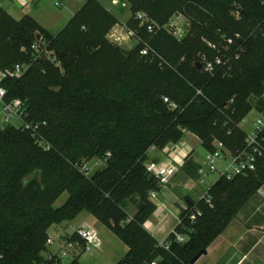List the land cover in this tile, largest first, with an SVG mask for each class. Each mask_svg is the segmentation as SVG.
Instances as JSON below:
<instances>
[{
  "label": "trees",
  "instance_id": "trees-1",
  "mask_svg": "<svg viewBox=\"0 0 264 264\" xmlns=\"http://www.w3.org/2000/svg\"><path fill=\"white\" fill-rule=\"evenodd\" d=\"M122 1L132 14L126 26L141 40L129 52L105 39L119 20L101 1L88 0L56 36L31 16L17 21L0 8L1 70L32 63L39 35L62 65L41 58L3 84L6 102L24 103L29 127L0 130V264H57L44 255L49 230L83 213L128 247L118 264H189L264 187L263 158L254 172L211 184V204L186 198L169 249L145 228L157 210L151 193L161 189L148 171L151 149L163 151L191 133L207 152L221 142L235 153L246 146L241 122L251 110L264 112L263 95L248 99L249 112L241 105L248 92L264 89V0ZM138 13L157 26L153 34ZM177 14L189 23L182 40L165 30ZM145 43L155 54L141 55ZM217 56L227 64L206 72L203 59ZM93 159L104 166L87 175ZM199 169L190 155L181 172L198 180ZM65 193L67 202L55 208Z\"/></svg>",
  "mask_w": 264,
  "mask_h": 264
},
{
  "label": "built area",
  "instance_id": "built-area-1",
  "mask_svg": "<svg viewBox=\"0 0 264 264\" xmlns=\"http://www.w3.org/2000/svg\"><path fill=\"white\" fill-rule=\"evenodd\" d=\"M77 1L85 4L88 0ZM56 4L59 5L58 3ZM112 4L114 6L120 4L124 7L127 6V3H122L117 0H114ZM9 7H18L20 10L25 11L31 9V4L28 0H0V8L7 11ZM135 19L140 22V26L146 25L150 34H153L156 31L157 26L146 14L138 13L135 16ZM188 27V20L182 14H177L171 19L169 24L165 27V30L177 40H182L188 34ZM122 34H124V36H122ZM122 34L117 37L118 35L115 33V35H113L114 40L119 42L121 40L129 39L136 40L137 44L141 43V40L137 37L136 32L126 28V26L122 29ZM232 43V40H228L227 42L229 46H231ZM151 53H154L153 49L145 43L141 49V55L149 56ZM31 54L32 63L44 58L55 67H62L55 52L51 49L50 41L42 35H39L36 38L31 48ZM236 59H238V56ZM32 63L18 64L12 69H7L5 71L0 69V110L2 113L1 129L11 125L12 120L14 119L20 122L22 126H25L26 128L29 127L27 122L28 114L24 103L21 100L6 102L5 99L8 91L3 87V84L8 79L22 78L31 68ZM225 64L227 63H225L222 56H217L214 60H208L206 58L203 59L204 70L208 73H213L215 67ZM165 101H167V99ZM259 114H261L262 118L257 119L254 123L253 131L250 134H246V146L243 150L230 153L227 151L223 143L216 142L215 151L207 152L206 163L208 168H202L199 170V178L197 180L198 185L206 186L208 184V174L215 171L219 172V178L226 177L227 179H232L236 176L247 175L256 170L259 160L264 158V112ZM219 165L222 167V170L218 168ZM147 167L148 171L158 178L161 188L167 187L172 182L173 178L181 172V166L177 165L171 159L163 162L151 161ZM84 171L86 173L88 172L86 166L84 167ZM210 186L211 185L206 187L205 194L202 197V199H204L208 204H211V199L208 194ZM157 193L158 192L151 193L152 200L156 198ZM191 220L195 221L196 215H192ZM175 236L177 242H186V238L182 235L175 233ZM161 246L165 249H169V244L167 242L162 243ZM101 247L102 240L98 231L87 222H84L83 224L73 228V232L66 235L63 239L56 240L55 238L49 237L47 241L48 250L46 252V258L54 260L57 264H63V261L69 258H72L73 261L76 257L92 255L94 252L100 250ZM49 249L52 250L49 251ZM151 264L157 263L153 262Z\"/></svg>",
  "mask_w": 264,
  "mask_h": 264
},
{
  "label": "crops",
  "instance_id": "crops-1",
  "mask_svg": "<svg viewBox=\"0 0 264 264\" xmlns=\"http://www.w3.org/2000/svg\"><path fill=\"white\" fill-rule=\"evenodd\" d=\"M28 1L32 6L31 11L29 12L22 11L18 7H9L7 11L9 12L11 9L15 10L13 15H11L17 21H20L27 15L31 16L40 24V26L54 36L58 35L67 26L70 20L74 18L83 6V4L80 3V6L75 7L72 3L73 0H50L53 1L55 6L65 8V14L63 17H66V21L63 24L60 23L58 26V32L53 33L51 31V25L44 21L48 17H45V15H47L45 10H48L49 8V4L46 3L47 1ZM100 1L118 18L119 24L113 29V32L116 33V35H121L122 29L127 25V21L130 18V6L127 5L124 7L121 4L114 6L112 4L114 0ZM59 18L62 19V16L59 15ZM136 46L137 45H135V47ZM187 138H194L202 145V142L195 135L187 133L180 143L171 144L163 151L151 149L149 152L150 161L163 162L171 159L177 165L182 167L186 159L191 155V159L194 163L202 166L196 161V150ZM198 190V183L182 172L174 177L167 187L161 188L157 193L156 198L153 200L157 205V210L146 222L145 228L159 241L160 244L166 242L170 234L173 233L175 228L179 225L181 210L187 208L185 199L190 198L192 201L196 202L202 199L205 194V189L202 190L199 195L197 194ZM250 207L251 210L249 209ZM134 213L135 210L132 209L131 214ZM86 217L94 218L90 214H87ZM75 220L69 225L74 224ZM94 220L96 219L94 218ZM84 221H87V219ZM96 222L99 223L98 220H96ZM99 224L102 226L101 223ZM72 226L77 227L78 225ZM73 227L72 229H69L68 225L65 228L62 226H53L50 230H54L56 233L55 239L59 240L63 239L66 235L71 234L73 232ZM50 250L52 249H49V251ZM196 264H264V187L261 188L255 198L238 215L233 224L216 239L207 250V254Z\"/></svg>",
  "mask_w": 264,
  "mask_h": 264
},
{
  "label": "rangeland",
  "instance_id": "rangeland-1",
  "mask_svg": "<svg viewBox=\"0 0 264 264\" xmlns=\"http://www.w3.org/2000/svg\"><path fill=\"white\" fill-rule=\"evenodd\" d=\"M46 1H47L46 3L49 4V8H48V10H45V13L47 14V15H45V17L46 16H48V17L44 21L47 22L48 24H50L51 25L50 26L51 31L53 33H56L59 30L57 28H59L58 26L60 25V23L63 24L66 21V17H63L65 14V8L55 6L53 4V1H50V0H46ZM121 2L126 3L124 1H121ZM72 3L74 4L75 7L81 5L76 0H73ZM31 8H32V6H31ZM29 11H31V9L25 10V12H29ZM14 12H15V10L11 9L8 12V14L10 16H12ZM59 15L62 16V19L59 18ZM129 15H130L129 16L130 18L128 17L129 18L128 21L132 18V14H129ZM124 21H126V20H124ZM126 28H127V26H126ZM113 29L106 33L105 39H108V41L111 44L120 47V49H122L125 52L132 51L135 48V45H137L136 40H130L129 41V39H125V40H121L119 42H116L113 38V35H115V33L113 32ZM122 36H124V34H122ZM117 37H119V35ZM127 40H128V42H127ZM125 41H126V43H125ZM1 53L4 54V58L2 61H7L9 63L10 62L9 59L6 58V55L9 56V58H10L9 49L2 50ZM261 95L264 96V89H257V90H253L251 92H248L246 94V96L242 98L243 100L241 101V105L243 108L246 109L245 110L246 112H249V110H250V107L248 105V99H250L252 97H261ZM260 118H262V116H261V114H259V112H257L256 110H251L247 114L245 119L241 122V124H240L241 129L244 131V133L250 134L253 131L254 123L256 122L257 119H260ZM1 121H2V113L0 110V130L2 127ZM11 125L16 127V128L21 126L20 122H18L15 119L12 120ZM187 140L193 145V147L196 150L195 159L198 163H200L202 165V166H200V168H208L207 163H206V155H207L206 150L202 147V145L200 144V142H198V140H196L194 138H187ZM103 166L104 165H103V162L101 160L93 159L92 161H90L86 165L88 175H93L95 172L101 170L103 168ZM218 168L220 170H222V167L220 165L218 166ZM180 173H182V172H180ZM219 175L220 174L217 171H215L213 173H209L207 176L208 184L206 186L199 185V190L197 191V194L198 195L201 194V191L204 189L206 191V187L213 184L214 182H216V180L219 179ZM195 181L197 182V180H195ZM195 196H197V195H195ZM68 198H69L68 193L63 194L60 197V199L55 203V208H59V207L63 206L67 202ZM249 209L251 210V207ZM87 214L88 213L81 214L75 220V223L68 225V227H69V229H72V227H73L72 225H78L79 226V224L81 225L84 222H87L88 224L93 226L98 231L99 236L102 240V247L100 250L94 252L92 255L80 256V258H79L80 262L82 264H118V262L120 260H122L123 257L126 255V252H128V247L119 238H117L116 235L113 234V232L108 227L103 225L101 222H99V223H101L102 226L98 222H96L97 219L94 220V218H87L86 217ZM86 219H87V221H84ZM62 227L65 228L67 226H62ZM75 227H73V228H75ZM49 234H50L49 237H51V238L56 237V233L54 232V230H49ZM44 255L46 256V253ZM71 261H72V258L66 259L63 261V264H69Z\"/></svg>",
  "mask_w": 264,
  "mask_h": 264
},
{
  "label": "water",
  "instance_id": "water-1",
  "mask_svg": "<svg viewBox=\"0 0 264 264\" xmlns=\"http://www.w3.org/2000/svg\"><path fill=\"white\" fill-rule=\"evenodd\" d=\"M199 68L201 65L199 64ZM37 175H34L31 180H34ZM28 182V181H27ZM207 254V250L200 251L190 262L189 264H196L203 256Z\"/></svg>",
  "mask_w": 264,
  "mask_h": 264
}]
</instances>
